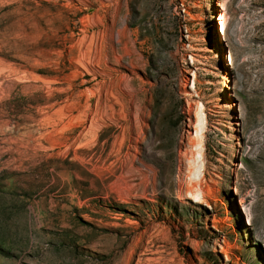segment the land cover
Segmentation results:
<instances>
[{"label": "rangeland", "instance_id": "rangeland-1", "mask_svg": "<svg viewBox=\"0 0 264 264\" xmlns=\"http://www.w3.org/2000/svg\"><path fill=\"white\" fill-rule=\"evenodd\" d=\"M0 264H264V0H0Z\"/></svg>", "mask_w": 264, "mask_h": 264}, {"label": "trees", "instance_id": "trees-1", "mask_svg": "<svg viewBox=\"0 0 264 264\" xmlns=\"http://www.w3.org/2000/svg\"><path fill=\"white\" fill-rule=\"evenodd\" d=\"M42 101H43V102H42L43 105L51 104L52 102H54V101H52V100H47V99H43ZM59 101H62V98H61ZM32 105H33V104H32Z\"/></svg>", "mask_w": 264, "mask_h": 264}]
</instances>
